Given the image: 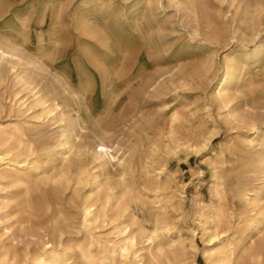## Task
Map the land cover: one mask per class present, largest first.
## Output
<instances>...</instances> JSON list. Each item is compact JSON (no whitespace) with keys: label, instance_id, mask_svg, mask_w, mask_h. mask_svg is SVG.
<instances>
[{"label":"rangeland","instance_id":"obj_1","mask_svg":"<svg viewBox=\"0 0 264 264\" xmlns=\"http://www.w3.org/2000/svg\"><path fill=\"white\" fill-rule=\"evenodd\" d=\"M55 7L62 9L59 17L53 16ZM2 36L24 55L17 74L26 72L31 85L15 84L11 64L2 63L0 126L24 123L45 141L43 159L58 151L68 124L78 123L72 138L78 144L108 130L125 142L150 138L163 145L172 112L182 118L183 136L191 128L197 147L167 157L165 173L182 172L186 184L175 180L177 197L166 204L172 226L161 244L174 255L209 264L221 242L242 239L249 218H264V0H0ZM8 43L2 44L12 48ZM227 66L231 83L221 102L215 91ZM109 71L121 75L114 87L108 85ZM64 77L75 85L68 89ZM150 78L157 84L143 91ZM34 93L45 95L48 103L57 99L55 117H46L40 107L18 112L17 101L32 102ZM2 165L6 172L19 169L14 163ZM216 174L232 189L252 190L257 201L245 206L233 196L232 225L212 230L210 241L204 217ZM17 187L13 178L0 180V239L15 254L0 258V264H38L33 256L47 260L75 250L74 230L61 239L51 235L53 198L48 214L32 225L35 236L27 235L20 212L1 206L2 192L13 198ZM69 203L67 192L61 205ZM152 206L149 202L143 209L150 213ZM261 240L255 235L253 243ZM146 248L147 242L139 240L136 249L146 254Z\"/></svg>","mask_w":264,"mask_h":264},{"label":"bare ground","instance_id":"obj_2","mask_svg":"<svg viewBox=\"0 0 264 264\" xmlns=\"http://www.w3.org/2000/svg\"><path fill=\"white\" fill-rule=\"evenodd\" d=\"M61 11L59 7L53 8V16L59 17ZM0 38V42H10L8 44L12 46L0 43V66L3 62L11 64L15 84L30 86L27 73L18 77L16 69V64L24 59V55L10 39ZM120 77L119 72L109 71L108 85L114 87ZM68 80L64 77L63 84L70 89L75 83ZM230 83L231 74L227 66L225 75L216 86L215 95L219 101L226 100ZM156 84L157 80L150 78L143 91ZM32 97V102L17 101L18 112L27 113L40 107L46 117H55L54 112L60 107L56 98L48 103L43 94L34 93ZM76 124L66 126L60 134L58 151L45 159L41 158V151L46 148L45 141L35 137L24 123L0 126V164L8 166L14 163L19 168L13 172L0 169V180L13 178L18 184L13 198L4 189L1 206L16 208L20 212V225L27 224L26 233L33 237L34 221L48 214L50 198H53L56 208L49 217L52 219L51 235L61 239L74 230L75 250L47 260L45 255L33 256L32 259L38 264H193L161 244L170 236L172 222L166 204L173 203L177 197L175 180L178 185L186 186L182 172L178 175L165 173L168 169L167 157L197 147L192 143L190 127H186V135H182L181 116L176 112L169 115L167 142L163 145L150 141V138L147 141L125 142L108 130L103 136L94 137L92 142L78 144L72 139ZM67 192L70 193L69 206H62ZM252 192L232 189L226 178L218 174L214 176L207 205L211 207L204 217L208 224L204 231L210 241L215 238L211 235L212 230L232 225L234 212L229 206L234 205L233 196H239L245 206H253L257 197ZM149 202L154 206L152 212L147 213L143 208ZM247 224L240 243L227 238L213 250L211 256L208 252L209 264H260L264 251V218H249ZM105 228H109L106 234L102 232ZM5 231L8 236L9 230L6 228ZM255 235H261L263 243L254 244ZM139 240L147 242L146 254L142 249H136ZM177 240H182L181 244H184L180 235ZM10 255L15 256L12 248L0 239V258L6 259Z\"/></svg>","mask_w":264,"mask_h":264}]
</instances>
